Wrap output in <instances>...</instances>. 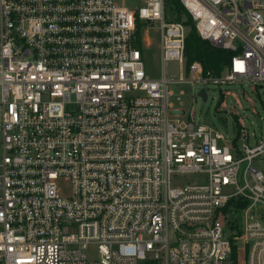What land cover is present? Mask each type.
<instances>
[{
  "label": "built area",
  "instance_id": "obj_1",
  "mask_svg": "<svg viewBox=\"0 0 264 264\" xmlns=\"http://www.w3.org/2000/svg\"><path fill=\"white\" fill-rule=\"evenodd\" d=\"M167 2L0 0V264H264V134L229 138L169 87L264 83V0H180L233 52L221 75L187 64ZM155 26L160 78L143 58ZM192 173L203 179L173 184Z\"/></svg>",
  "mask_w": 264,
  "mask_h": 264
},
{
  "label": "rangeland",
  "instance_id": "obj_2",
  "mask_svg": "<svg viewBox=\"0 0 264 264\" xmlns=\"http://www.w3.org/2000/svg\"><path fill=\"white\" fill-rule=\"evenodd\" d=\"M127 5H138V0H126ZM173 7L167 2V14L170 18ZM172 19V18H171ZM157 24V23H156ZM157 26L142 32L146 48L143 51V58L147 72L154 78L163 75L162 51L160 48V34L156 30ZM166 74L169 78L178 79L183 71L177 60H169L165 64ZM223 71L221 74H224ZM171 101L177 105L193 109L198 121L202 123L214 124L217 128L232 138L237 129H241L242 124L250 133L264 134V83H254L252 81H232L222 84L186 83L170 82ZM202 87L207 89L208 99L198 97ZM197 97V101L195 98ZM2 133L0 125V161L2 158ZM254 165L264 172V155L254 161ZM203 179L202 174H179L172 178L175 186L187 183L199 182ZM63 192L68 194V185L61 180ZM228 215V214H227ZM229 216V215H228ZM227 216V217H228ZM233 216H229L230 219ZM236 217V215H234ZM230 224V223H228ZM228 232V230L226 229ZM90 257H95L96 252L90 251Z\"/></svg>",
  "mask_w": 264,
  "mask_h": 264
},
{
  "label": "trees",
  "instance_id": "obj_3",
  "mask_svg": "<svg viewBox=\"0 0 264 264\" xmlns=\"http://www.w3.org/2000/svg\"><path fill=\"white\" fill-rule=\"evenodd\" d=\"M168 1L177 13L178 19L182 20L187 26V35L185 39V56L187 64L194 61H200L204 65L205 70H211L216 75H221L226 67L230 66L233 52L217 48L208 40L203 39L199 35L192 16L185 9L180 0ZM243 206L244 202L241 203L238 199H233L230 201L229 205L226 206L225 211L229 216L231 215L234 217V215H236ZM233 217L229 219L230 224L235 223L232 221ZM236 227L238 230V225Z\"/></svg>",
  "mask_w": 264,
  "mask_h": 264
},
{
  "label": "water",
  "instance_id": "obj_4",
  "mask_svg": "<svg viewBox=\"0 0 264 264\" xmlns=\"http://www.w3.org/2000/svg\"><path fill=\"white\" fill-rule=\"evenodd\" d=\"M198 96L203 97L204 101H207L208 95H207V91L204 87L200 89Z\"/></svg>",
  "mask_w": 264,
  "mask_h": 264
}]
</instances>
